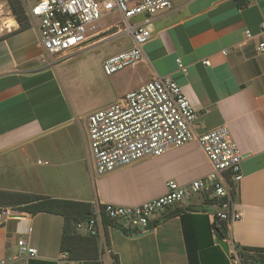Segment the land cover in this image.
Segmentation results:
<instances>
[{"label":"crops","instance_id":"obj_1","mask_svg":"<svg viewBox=\"0 0 264 264\" xmlns=\"http://www.w3.org/2000/svg\"><path fill=\"white\" fill-rule=\"evenodd\" d=\"M243 4L242 0H174L172 9L153 16L155 35L143 47V60L108 77L102 69L103 59L133 45L131 35L126 42L119 40L120 35H111L113 38L104 42L109 46L100 52L95 73L85 71L86 88L100 79L112 88L103 102L92 108L77 101L75 81L62 64L76 51L42 62L38 27L30 22L29 29L19 31L18 22L12 19L0 31V158L13 161L23 156L30 160L43 152L47 159L38 163L52 165L54 170L75 169L83 159L92 164L82 181L69 179L67 187L60 186L62 179L55 173L47 180L48 176L36 172L31 182L27 164L21 168L11 165L0 170V190L135 206L163 195L170 180L189 184L207 176L212 163L198 139L104 176L95 172L86 114L156 76H170L196 109L197 136L226 126L243 153L244 177L235 199L242 217L228 223L230 254L236 250L234 244L264 248V51L258 49L264 42V0ZM109 28L91 33H112ZM247 30L252 38L247 37ZM206 59L210 65L204 63ZM9 176H13L10 183L16 181L17 185H4L2 179ZM210 202L193 195L159 213L151 231L138 237H134L136 231L122 225L113 223L105 228L103 224L99 237L104 264H114L112 254L118 255L119 264H190L181 214L188 210L212 213ZM63 226L62 215L48 212H25L0 221V263L29 264L32 259L13 261L19 254L20 238L38 250L33 259L58 261L63 254ZM213 237L214 245H220L219 238ZM201 239L205 241L207 234ZM205 251L206 247L198 251L199 264H213V254L209 252L204 258Z\"/></svg>","mask_w":264,"mask_h":264},{"label":"built area","instance_id":"obj_2","mask_svg":"<svg viewBox=\"0 0 264 264\" xmlns=\"http://www.w3.org/2000/svg\"><path fill=\"white\" fill-rule=\"evenodd\" d=\"M243 6L254 0H242ZM174 0H24L30 22L38 27L42 52L40 58H64L86 47L94 34L90 31L108 15L118 13L123 21L111 26V35L130 34L133 45L105 57L102 69L111 76L144 58V45L155 33L152 18L159 12L172 9ZM143 17V20L139 18ZM264 30V22L261 24ZM248 38L253 34L246 31ZM264 51V42L258 47ZM225 53V51H224ZM179 64L180 60H178ZM210 65V60L204 61ZM197 112L178 82L170 76H156L138 89L121 98L95 108L85 116L90 153L95 172L104 176L140 160L165 154L172 148L196 139L212 163V171L189 184L170 180L167 191L154 199L135 206L94 203L91 216L77 224L85 235L99 236L104 220L122 225L137 233L153 227L157 215L185 199L199 195L211 201L212 218L227 223L240 220L242 213L235 199L244 177L243 153L230 137L228 127L220 126L197 136ZM25 212L12 206H0V221L20 217ZM21 258L38 257V250L28 240H18ZM231 264H241L234 250ZM58 264H76L63 253ZM0 264H8L2 260Z\"/></svg>","mask_w":264,"mask_h":264},{"label":"trees","instance_id":"obj_3","mask_svg":"<svg viewBox=\"0 0 264 264\" xmlns=\"http://www.w3.org/2000/svg\"><path fill=\"white\" fill-rule=\"evenodd\" d=\"M12 14L19 24V31H24L31 27L29 18L21 0H7ZM208 203V202H207ZM211 203V202H210ZM12 206L28 213L48 212L62 215L64 217L63 233L60 243L62 253L68 254L71 261L80 264H104L103 248L99 236L85 235L77 230L79 222L87 220L93 211V204L90 202L50 198L43 195H35L16 191L0 190V206ZM211 215L208 210L201 212L185 211L181 214L185 240L188 249L190 264H199L198 251L206 247L204 258L211 252L214 256L215 264H220L227 256L219 244L214 245V235L222 240H229L228 223L216 218L210 219ZM113 225L110 220H104V227ZM195 226V227H194ZM192 231V240L191 233ZM201 233V235H198ZM207 234V241L201 237ZM106 243L108 235L106 234ZM209 249V250H208ZM241 259V264H264V248L240 246L234 244ZM233 253L230 254V258ZM114 264H119L117 254H112ZM29 264H58L57 261H43L32 259Z\"/></svg>","mask_w":264,"mask_h":264},{"label":"rangeland","instance_id":"obj_4","mask_svg":"<svg viewBox=\"0 0 264 264\" xmlns=\"http://www.w3.org/2000/svg\"><path fill=\"white\" fill-rule=\"evenodd\" d=\"M24 2V0H21ZM12 19L17 21L15 19V16L12 14L11 9L9 7L8 1L7 0H0V31L1 29L7 27L9 24L12 23ZM123 21V18L120 14L114 13L111 15H108L100 20V25L99 23L92 24L91 27H95V31L103 30L107 27L114 26L117 23H120ZM94 31V32H95ZM93 31H90V33ZM111 33L108 30H105L101 33H99L98 37H95L94 40L89 41V44L86 45L83 49H79L75 53L72 54L73 58L70 60L66 61L64 58V62L62 63L63 66L66 69V72L69 76H72L71 78L74 79V83L76 84L74 87V96L77 99V101L80 102V104L83 107H88L92 108L94 106L100 105L103 100H104V95L105 93L111 91V85L110 83L107 82V80H98V82H93L92 87H87L84 85V75L85 71L92 70V72L95 73L97 70V65L100 59V52L104 50L105 47L108 48V43L105 44L104 42L111 39ZM130 38V34H122L120 35V41H128ZM93 41V42H92ZM52 58V57H51ZM51 58H46V62H49V59ZM60 134H64L63 131L60 132ZM63 142H65V139H62ZM62 144V142H60ZM83 156L85 157V154L83 153ZM47 156L43 153L40 152L37 155H33L30 160H26L25 157L21 156L19 158H15L13 161L8 160L6 161L5 159L0 158V170H7L9 166L15 165L17 168L20 167L22 164H27L26 170H27V178L31 182L33 181L35 173H41L46 176H48L47 180H51L53 175H58L61 177L62 181L59 183L60 186H69L68 183L69 179L72 180H81L83 176L86 175L88 169H89V164L90 163L85 161L83 159L81 166L75 167V169H52V165H41L38 163V161H46ZM92 164V163H91ZM15 167V168H16ZM21 168V167H20ZM19 172L20 170L17 169ZM20 173V172H19ZM50 175V176H49ZM13 176H9L8 178H3L2 180L6 183L4 185H17L16 181H13L10 183L13 178ZM82 181V180H81ZM52 182L49 183L51 186ZM4 206V205H1ZM227 258L223 259L220 264H228V262L231 261L230 256L226 254ZM218 258L215 261V264L217 262ZM219 264V263H218Z\"/></svg>","mask_w":264,"mask_h":264},{"label":"water","instance_id":"obj_5","mask_svg":"<svg viewBox=\"0 0 264 264\" xmlns=\"http://www.w3.org/2000/svg\"><path fill=\"white\" fill-rule=\"evenodd\" d=\"M151 230L145 231V232H141L138 234H135L134 237H138V236H142L145 235L147 233H149ZM218 242L220 243V245L222 246V248L225 250L226 253L230 254V247H229V243L226 240H222V239H218Z\"/></svg>","mask_w":264,"mask_h":264}]
</instances>
